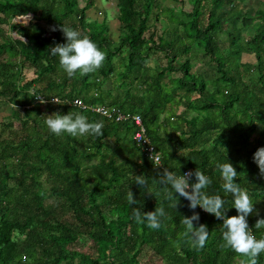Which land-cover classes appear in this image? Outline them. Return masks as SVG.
<instances>
[{
  "label": "trees",
  "instance_id": "1",
  "mask_svg": "<svg viewBox=\"0 0 264 264\" xmlns=\"http://www.w3.org/2000/svg\"><path fill=\"white\" fill-rule=\"evenodd\" d=\"M177 1L118 0L114 39L106 16H89L95 0H0V98L12 105L0 121V264H147L146 249L158 264H242L246 258L224 244L222 220L200 206L209 237L193 247L182 223L193 211L189 202L180 197L175 207L158 183L166 167H198L212 177L208 190L223 195L215 164L226 158L253 199L249 226L264 236V225L255 226L264 218V175L253 159L264 146V0ZM155 7L161 30L151 22ZM27 13L41 20L12 22ZM3 23L25 39L7 35ZM62 26L78 28L105 52L97 70L63 71L49 53L65 40ZM152 52L165 64L150 66ZM244 53L256 61L242 62ZM26 63L36 76L23 82ZM54 111L103 121V135L57 136L44 123ZM142 126L147 143L135 138ZM141 174L147 186L133 181ZM128 190L142 211L165 208L159 229L135 219ZM225 199L227 215L236 214L231 194Z\"/></svg>",
  "mask_w": 264,
  "mask_h": 264
},
{
  "label": "clouds",
  "instance_id": "2",
  "mask_svg": "<svg viewBox=\"0 0 264 264\" xmlns=\"http://www.w3.org/2000/svg\"><path fill=\"white\" fill-rule=\"evenodd\" d=\"M62 31L65 37L64 42L55 43L50 47L49 53L59 57V64L63 71L71 77L77 72L87 74L97 70L106 55L97 43L90 36L82 34L78 28L62 26ZM38 98L41 103L46 102L43 95H38ZM54 99L57 103H64ZM44 123L48 130L57 136L63 133H68L73 137L103 135V121H91L87 116L74 111L67 113L54 111L45 116ZM253 159L261 174L264 175V146L257 148ZM215 167L219 169L223 181L221 185L223 195L208 190L213 183L212 177L198 167L183 173L180 170L178 173L166 167L159 175L158 183L164 187L167 198L174 201L175 207L180 197L189 202L188 207L193 211L191 215L182 216V223L185 226L184 235L193 247L203 248L209 237L207 225L199 223L200 214L195 211L197 206H200L204 211L222 220L224 244L246 258L242 264H258V257L264 253V236L255 234L248 223L247 217L254 208L250 191L234 179L239 176V172L227 158L224 161H217ZM133 181L147 186L145 176L142 174L135 175ZM229 194L232 196L231 205L236 209V214L230 216L227 215L228 207L225 199ZM127 198L137 221L145 222L151 229L161 227L162 218L167 215L163 206L145 212L141 210V207L136 206L140 202L136 200L131 190H128ZM194 222L197 223L194 225ZM262 225H264V218L258 219L255 226L260 228Z\"/></svg>",
  "mask_w": 264,
  "mask_h": 264
},
{
  "label": "rangeland",
  "instance_id": "3",
  "mask_svg": "<svg viewBox=\"0 0 264 264\" xmlns=\"http://www.w3.org/2000/svg\"><path fill=\"white\" fill-rule=\"evenodd\" d=\"M186 1V0H185ZM118 0H95V5L88 9V13L89 16L91 18H98L99 20H101L103 17H107L109 19V23L111 24V35L114 39L117 38L118 35V29H119V21L117 19V12H118V5H117ZM177 0H159V3L161 5V7L163 5L166 6H172L173 4H177ZM79 4L80 5H84L85 2L84 0H79ZM189 4L186 5V7H188ZM259 9V8H258ZM158 11V8H154V13L152 15V19L151 22L156 25L158 30L160 29V24L157 23L155 21V12ZM28 18V19H27ZM37 20H41V15H34L33 13H27V14H19L17 16H15L12 19V22L15 23H22L24 25H28L31 22H36ZM42 22V21H40ZM44 23V22H42ZM3 28L5 29V31L7 32V35H11L12 37L15 38H23L25 39V37L21 36L18 34L17 30H13L9 27L8 24L3 23L2 24ZM253 29H251V27L244 29L243 34L244 37L247 38L249 37L250 34H252ZM227 44V42L225 43ZM119 57L116 58V60H118L117 62H119ZM241 61L242 62H255L256 58L255 55L253 53H244L241 57ZM166 62V58L164 57V55L162 53H151L150 58L148 59V64L150 66H155L156 64H165ZM36 68L33 67L32 65H29L28 63H26L25 65H23L22 67V76L24 81L26 82L28 80H31L32 78H34V76H36ZM183 110V108H182ZM12 111V105L9 103V101H6L3 98H0V121L3 120H8L7 116H9V114ZM184 111H182L183 113ZM186 115H189V111H187V113H185ZM165 115H162L161 117H164ZM15 124H18V120L14 119ZM157 159V158H156ZM46 175H43V181H44V187L47 188L49 186V182L45 180ZM143 255V262H147V264H158V261L156 260H149L148 256H149V252L146 249V251L142 253Z\"/></svg>",
  "mask_w": 264,
  "mask_h": 264
},
{
  "label": "built area",
  "instance_id": "4",
  "mask_svg": "<svg viewBox=\"0 0 264 264\" xmlns=\"http://www.w3.org/2000/svg\"><path fill=\"white\" fill-rule=\"evenodd\" d=\"M37 98H38V96H37ZM39 99V98H38ZM74 103L76 104V105H82L83 104V101L81 100V99H76V100H74ZM96 109V111L97 112H103V113H107V110L103 107V106H99V107H97V108H95ZM134 118H135V121L139 124V125H142V119H141V117L139 116V115H134ZM145 132V130H144V127L142 126V130H140V131H138L137 133H136V135H135V138L139 141V142H142V143H147V142H149L148 141V138H147V136H146V134L144 133ZM149 150L151 151V153L152 152H156V150H155V148H154V146L153 145H150L149 146ZM154 156H155V159L157 158V159H159V156H158V154H157V152H156V155L155 154H153ZM156 159V160H157Z\"/></svg>",
  "mask_w": 264,
  "mask_h": 264
}]
</instances>
